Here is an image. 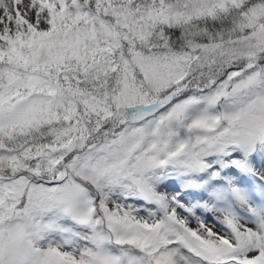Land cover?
Instances as JSON below:
<instances>
[{
    "label": "snow or ice",
    "instance_id": "snow-or-ice-1",
    "mask_svg": "<svg viewBox=\"0 0 264 264\" xmlns=\"http://www.w3.org/2000/svg\"><path fill=\"white\" fill-rule=\"evenodd\" d=\"M0 264H264V0H0Z\"/></svg>",
    "mask_w": 264,
    "mask_h": 264
}]
</instances>
